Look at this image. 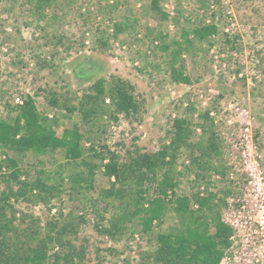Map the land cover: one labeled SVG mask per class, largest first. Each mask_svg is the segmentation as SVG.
<instances>
[{
  "label": "rangeland",
  "instance_id": "1",
  "mask_svg": "<svg viewBox=\"0 0 264 264\" xmlns=\"http://www.w3.org/2000/svg\"><path fill=\"white\" fill-rule=\"evenodd\" d=\"M53 2L40 17L29 0H0V120L15 116L29 100L38 112L54 119L64 110L50 104L53 97L74 102L98 79L121 78L135 88L140 112L119 115L117 120L104 118L100 125L105 132L95 140L94 149L115 154L122 164L131 156L154 154L170 145L178 119L187 120L193 131L189 143L199 142L208 113L221 139L226 183L232 188L222 218L234 234L220 264H264V0H163L166 18L145 12L150 0ZM172 7L175 14L170 17L167 10ZM178 11L187 22L177 19ZM126 20L133 25L117 33L116 25ZM207 25L217 28L211 45L203 42L195 51H184L176 67L189 81H174L162 48H178L172 44L181 42L184 29ZM84 144L93 147L90 141ZM177 153L176 172H184L177 185L163 194L158 182L147 180L145 196L171 202L183 195L204 197L223 186L214 173L206 180L197 178L199 169L186 146ZM200 153L195 150L196 156ZM6 160L8 154L0 146V194L12 172ZM168 169L164 167L158 177ZM103 172L102 167L97 173V190L115 182ZM26 178L23 174L20 180ZM97 190L88 192L85 200H71L67 192L48 207L12 198L13 226L19 234L34 227L38 238L47 241L46 222L61 211L75 217L76 233L64 247L49 243V256L71 250L83 254L81 264H156L150 258L156 249L155 234L173 223V213L168 212L162 223L155 219L151 234L134 222H123L121 234L112 238L101 230L111 228L119 209L102 201L94 205ZM35 219L38 224L32 223ZM55 263L53 258L46 261Z\"/></svg>",
  "mask_w": 264,
  "mask_h": 264
},
{
  "label": "trees",
  "instance_id": "2",
  "mask_svg": "<svg viewBox=\"0 0 264 264\" xmlns=\"http://www.w3.org/2000/svg\"><path fill=\"white\" fill-rule=\"evenodd\" d=\"M53 1L56 2L29 0V3L42 17ZM162 2L150 0L145 12L159 13L166 18L162 12ZM113 8L108 6V10ZM181 17H184L182 11H178L177 19ZM184 18L186 21L187 17ZM126 22L116 25L117 33H123L127 25H133L129 20ZM216 31L214 25L184 29L181 42L172 44L178 48H171L170 45L162 48L168 54L166 63L171 68L174 81H189L183 76L182 69L176 67L181 54L195 51L203 42L211 45V37ZM50 104L64 110V114L49 119L38 112L29 100L15 110V116L0 120V146L8 154L6 164L12 169L5 178L6 187L0 194V264H46L51 258L56 261L55 264H81L83 254L71 250L52 257L48 255L49 243L61 247L70 244L71 235L76 233L75 217L64 216L60 211L55 219L48 220L47 241L38 238L34 227L28 226L19 234V230L13 226L16 210L10 200L23 198L34 205L48 207L67 192L71 200H85L88 192L97 190L96 176L102 167L103 175L107 179L115 177V182L109 188H99V199L93 203L97 205L102 201L106 206L114 205L119 209L117 221L113 220L111 228L101 230L102 233L115 238L121 234L120 224L134 222L145 234H151L153 221L157 219L162 223L167 213L172 212L173 223L155 234L156 249L150 254L151 260L156 264H220L231 247L234 234L222 218L226 198L232 194V188L230 182L226 183L228 168L222 159L221 139L212 128L208 113L204 117L207 123L202 125L203 134L199 142L189 143L193 131L189 129L187 120L178 119L170 145H163L154 154L131 156V161L121 164L115 154L94 149V142L105 132L100 125L104 118L111 121L117 120L119 115L131 117L139 114L141 103L130 82L114 76L108 80L98 79L81 97H75L74 102L66 99L61 103L55 96ZM85 141H90L93 147L87 148ZM181 145L190 151L193 166L199 169L196 172L198 179L206 180L214 173L221 178L223 186L204 197L198 194L183 195L171 202L163 197L145 196L143 188L147 180L158 182L163 194L177 185V179L184 175V172L177 173L175 168L180 158L177 149ZM196 149L201 152L198 156ZM24 164L31 166L32 174L30 169L21 168ZM166 166L169 169L159 178V172ZM23 174L28 177L24 181L20 180ZM14 185H17L16 190ZM145 203L148 207H144ZM48 209L52 211V207ZM77 220L83 221L82 218ZM22 221L25 222V219ZM31 221L39 223L36 219ZM34 241H37L35 245Z\"/></svg>",
  "mask_w": 264,
  "mask_h": 264
},
{
  "label": "built area",
  "instance_id": "3",
  "mask_svg": "<svg viewBox=\"0 0 264 264\" xmlns=\"http://www.w3.org/2000/svg\"><path fill=\"white\" fill-rule=\"evenodd\" d=\"M167 13L169 14L170 17H171V16H174V14H175V13H174V8L172 7L171 10L168 9V10H167Z\"/></svg>",
  "mask_w": 264,
  "mask_h": 264
}]
</instances>
